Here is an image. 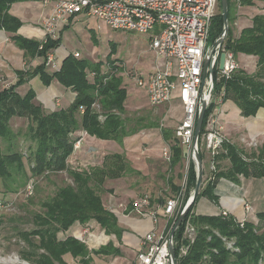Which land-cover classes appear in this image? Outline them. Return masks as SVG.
<instances>
[{
    "label": "trees",
    "instance_id": "trees-1",
    "mask_svg": "<svg viewBox=\"0 0 264 264\" xmlns=\"http://www.w3.org/2000/svg\"><path fill=\"white\" fill-rule=\"evenodd\" d=\"M22 1L31 0H0V30L11 34L12 41L24 51L26 58L25 67L16 70V81L0 90V182L5 187V193L14 194L32 177H48L66 171L73 183L59 187L54 195L40 201L41 210L30 216L34 227L18 231L19 240L25 243L20 257L30 264H69L66 257L71 255L80 264H91L94 254L111 251V255L118 256L122 250L113 240L91 249L86 242L75 237L72 230L79 225L87 226L95 222L107 235H114L122 241L125 230L120 226L116 213L106 207L100 191L108 179H117L132 171L139 173V170L131 165L126 155L118 152L106 154L101 165L90 169L70 168L68 159L75 150L78 138L73 135L76 132L82 130L100 140L122 142L125 137L137 132L145 117H138L135 126L128 129L129 121L124 117L128 91L120 74L122 68L115 61H109L110 68L105 71L102 63H92L70 53L60 70L48 72V54L61 45L62 34L56 39L50 36L36 39L19 33L23 22L11 13V7ZM228 1L229 24L235 23L239 4H253V0H240L239 4L235 0ZM214 25L217 36L221 35L224 31L221 0L212 29ZM69 26L70 23L65 25L66 28ZM225 47L236 57L239 54L254 56L257 71L251 74L239 68L230 78H222L214 71V96L206 111L199 145L210 116L220 106L218 99L221 94L223 102L228 98L233 99L245 117L255 116L260 108H264V13L255 15L252 25L243 28L238 35L229 25ZM36 58L43 62L31 67L30 61ZM36 76L46 86L58 80L74 91L76 95L72 103L49 111L35 101L33 89L22 95L18 88ZM96 104H99L101 111L96 109ZM14 117L29 120L32 146L26 154L13 149V142L18 141L16 138L21 134L12 128ZM151 126L157 124L152 121L148 124V127ZM175 128L161 127L164 141L172 151L170 169L181 167L186 154L176 137ZM199 154L205 168V178L185 220L174 234L176 264H261L264 260V211L257 213V221L245 220L242 223L230 213L199 214L195 209L204 197L215 204L219 203L215 190L220 179L239 183L241 177L264 178V142L247 155L243 148L229 140H225L214 158H209L204 149ZM211 160L215 162V169L207 172L206 163ZM196 181V164L190 160L186 177L189 196L194 191ZM167 182L173 191H179L173 176ZM0 199L7 206L12 204L7 198ZM28 199L26 203H34L35 197L32 195ZM151 201L166 203L163 198ZM186 203L169 221L167 232L173 229ZM131 210L133 205L129 206L128 211ZM188 226L193 228V239L187 231Z\"/></svg>",
    "mask_w": 264,
    "mask_h": 264
},
{
    "label": "rangeland",
    "instance_id": "rangeland-1",
    "mask_svg": "<svg viewBox=\"0 0 264 264\" xmlns=\"http://www.w3.org/2000/svg\"><path fill=\"white\" fill-rule=\"evenodd\" d=\"M51 5H46L45 0H31L19 2L16 8L19 11L31 14L28 20L30 23L26 25L31 27L32 24L37 23V19L34 20L32 17L38 16L42 20L44 17L47 18L48 13L45 12L44 7H51ZM238 8L239 6H237L235 12L236 17ZM42 20L39 22L40 25H42ZM229 25L237 35L238 29L234 22ZM216 30L217 28L214 25L210 42H214L218 37ZM60 33L62 34V43L55 50L56 66L47 67L48 72L53 73L60 70L64 57L74 52L80 53L79 58H86L92 63H102V68L105 71L110 68L109 61H115V64L122 68L120 74L124 78V85L128 91L127 112L124 114V117L128 118L129 121L127 122L128 129L135 126L138 117H145V121L139 125L137 132L125 137L122 142L100 140L96 137H90L82 130L76 132L73 137L80 138L81 144L78 148H75L74 153L68 159L70 168L90 169L101 165L106 154L118 152L126 155L131 165L139 170V173L132 171L120 178L108 179L100 193L106 207L113 210L124 221V225H127L126 220H131L134 216H138L134 210L128 211L129 206L133 205L142 196L147 194L152 199L163 198L167 201L173 196H178L182 191L189 168V156L185 155L181 167L170 169L169 161L163 155V150L168 144L165 143L161 131V127L175 128L182 118L179 89L174 91L169 103L153 106L150 103L147 91L137 85V78L147 76V73L153 70L157 63L156 55L150 48L151 38L155 34L153 31L149 33L124 32L111 28L103 20L96 17L80 15L72 24L70 20V26L65 28L63 32L61 30ZM12 44L15 43L13 42ZM15 48L17 49L4 54L3 63L6 73L0 70V90L16 81V76H9L12 74V70L8 67V63L19 67V65L26 62L24 53L22 55L18 51L20 50L19 47L16 46ZM42 62V60H37L34 67ZM239 68H242L240 64ZM245 70L251 74L255 73L257 71V61H249L245 66ZM89 77L92 79L93 75L90 73ZM51 85L52 83L47 88L40 77L37 76L31 84L26 83L20 86L18 90L22 95H25L30 89H33L35 101L42 103L49 111H52V107L55 104L57 107L60 106L61 99L57 98L54 101L57 95H53L54 90ZM71 96L66 95L64 98L65 106L69 105L70 102L67 99H71ZM95 107L98 111H101L99 104H96ZM214 118L217 120L216 115ZM152 121L157 126L148 127V124ZM11 124L15 132H21L16 138L18 140L16 141L17 143L13 142V149L20 150L26 154L32 146L29 120L27 118L14 117ZM223 135L227 139L224 132ZM237 139L235 143L245 150L246 155L252 149H257L264 142L263 138L255 136H241ZM184 148L186 150V147ZM207 156L211 157L208 153ZM210 165L211 161H208L206 163L207 172L211 168ZM27 171L29 172L28 167ZM171 176L174 177V181L179 188L178 192L173 191L167 182ZM204 178L205 176H203ZM30 180H34L35 183L34 203H26L29 200L28 197L26 199L24 196L26 185L17 193L12 194L5 193V187L0 182V198H7L6 200L12 203L0 209V264H24L22 261L25 260L20 257V250L25 247V243L19 240L18 231L30 230L34 227L30 216L33 212L41 210L40 201L54 195L59 187L73 183L72 178L66 171L52 174L48 177H32L28 179L27 183ZM190 197L186 186L181 193L178 209L188 202ZM152 204H158V201ZM92 224L76 227L78 228L76 231L80 232H83L81 230L84 228L89 229V232L84 235V240H86L90 248H98L109 240H113L115 245L121 247L124 252L118 256L111 255V251L106 254H94L91 264H137L138 247L133 248L131 244H126V240L124 243L119 241L114 235H107L98 223L92 222ZM124 228L126 227L124 226ZM66 258L69 264H80L79 260L74 259L71 255Z\"/></svg>",
    "mask_w": 264,
    "mask_h": 264
},
{
    "label": "built area",
    "instance_id": "built-area-1",
    "mask_svg": "<svg viewBox=\"0 0 264 264\" xmlns=\"http://www.w3.org/2000/svg\"><path fill=\"white\" fill-rule=\"evenodd\" d=\"M235 1L240 3V0ZM218 8L219 0H56L43 22L42 39L47 36L58 38L61 29L78 15L96 17L111 28L124 32L153 31L155 34L151 38L150 48L156 55L157 63L147 76L137 78V85L147 91L153 106L169 103L174 91L179 89L183 117L175 128L176 137L186 147L190 160L194 161L196 152L203 149L214 158L227 139L213 114L199 145V139L195 141L199 111L203 102L208 107L213 100L214 71L222 78H230L239 69L236 55L225 47L227 34L222 32L214 42H210ZM222 53H225L223 69L220 68ZM74 55L79 57L80 53L74 52ZM55 60V51L49 53L47 66H56ZM222 96L218 99L220 104L223 102ZM80 144L81 139L78 138L75 148ZM163 155L170 162L172 151L169 145L165 146ZM210 167L211 170L215 169L213 160ZM184 187L186 180L182 191ZM34 190V180H30L24 190L25 198L32 196ZM181 193L167 199L165 204L158 202L153 205L152 198L147 194L134 202L133 210L140 216H149L153 223L151 230L141 239L137 264H173L170 246H174V239L170 237L171 232H167V227L160 229V216L164 214L173 218L176 215ZM7 205L0 199V209ZM250 209L246 205V210ZM222 212L225 215L229 213L225 210ZM245 220L240 221L243 223ZM81 231H76L74 236L86 242L84 235L89 229ZM187 231L192 238L193 228L188 226ZM261 264H264V260Z\"/></svg>",
    "mask_w": 264,
    "mask_h": 264
},
{
    "label": "crops",
    "instance_id": "crops-1",
    "mask_svg": "<svg viewBox=\"0 0 264 264\" xmlns=\"http://www.w3.org/2000/svg\"><path fill=\"white\" fill-rule=\"evenodd\" d=\"M45 1H47L45 2L46 5L52 4L51 7L48 6L44 7L45 12H47L49 15L51 8L56 0H45ZM18 3L19 2H16L12 5L11 13L18 16L23 22V25L20 28L19 33H21L26 37L42 39L43 38L42 25L46 17H44L43 20L38 16L32 17L34 18V20L37 19V23L32 24L31 27L26 26L28 23H30L28 20L31 14L25 13L24 11H19V9L16 8V5H18ZM42 12L44 13V11ZM262 13H264V0H253V4L241 5L238 8L237 19L234 23L237 26L238 34H240L243 28L252 25V20L255 15ZM79 17L80 15L75 16L72 19L71 24ZM41 20H42V25L39 24ZM65 28L66 27L64 26L61 29L62 32L64 31ZM12 43L13 41L11 39V34L7 33L4 30H0V70L3 71L4 73H6L4 70L5 65L3 63V60L5 58L4 54L14 49H17L15 48L16 46H14L15 44ZM18 51L23 55L24 53L23 50L20 49ZM64 58H66V56ZM237 59L239 61L240 66L243 69H245V66L249 61L256 60L254 56L246 55V54H239L237 56ZM37 60H41V59L36 58L31 60L30 65L34 67V64L36 63ZM22 64L19 65V67H17L8 63V67L12 70V74L9 76H16V70L25 67V63L23 65ZM34 78L30 79L27 82V84H31ZM59 85H61L62 88L65 90H63ZM46 87L49 88V86ZM51 87L54 90L53 95L55 96L57 95L54 101L57 98L61 99L60 106L57 107L55 104L54 107H52V111L68 106V105L65 106L63 102L66 95L68 96L72 95L71 99L70 98L67 99V101H69L70 103H72V101L74 100L76 93L72 91L70 88H66L65 86H63L61 83H59L58 80H54L52 82ZM43 107L46 110H48L45 106ZM182 114H183V108H182ZM214 114L217 116V122L223 128L222 131L226 135L227 140L231 141L232 143H235L238 140L237 138L241 136H246V137L255 136L264 139V108H260L255 116L245 117L242 114L241 109L235 103V101L231 98H228L215 110ZM215 191L219 195V203L215 204L208 198L204 197L202 198L203 200L199 201L195 209L196 213L215 214L216 212H221L225 210L228 211L234 217H236L238 220L247 219V220L256 221L257 213L260 211H264V178L241 177L239 183H234L227 179H220L216 186ZM246 205H249L251 209L246 211ZM117 217L120 226L123 228L124 226L126 227L124 228L125 231L123 233L121 242L125 243L126 240V244H131L133 248L139 247L141 243V239L146 233H148L151 230L153 226L152 219L149 216L144 217V216L136 215L131 220H126L127 225L126 224L124 225V221H122L118 215ZM171 219L172 217L170 218L164 214H161L160 229L162 230L166 228ZM91 225L93 224L91 223ZM77 229L78 228H74L72 230L73 235ZM94 249H97V247ZM121 250L123 253L124 250L122 248Z\"/></svg>",
    "mask_w": 264,
    "mask_h": 264
},
{
    "label": "water",
    "instance_id": "water-1",
    "mask_svg": "<svg viewBox=\"0 0 264 264\" xmlns=\"http://www.w3.org/2000/svg\"><path fill=\"white\" fill-rule=\"evenodd\" d=\"M221 2H222V16H223V21H224V31L223 32H224V34H227L229 31V21H228L229 1L228 0H221ZM224 61H225V53H222L221 59H220V68L221 69L224 68ZM207 108H208L207 103L203 102V104L200 108V111H199L198 119H197V125H196V130H195V141H198V139L200 138ZM194 162L196 164V170H197L196 185H195V188H194V191H193L191 197L189 198V201L186 203L183 211L181 212L178 220L176 221L173 229L171 230V233H170L171 238L174 237L176 230L179 228V226L185 220L191 206L193 205V203H194V201H195V199H196L197 195L199 194L201 187H202L203 176H204V165H203V162H202V159L200 157L199 152H196ZM170 253L172 256L173 264H176L175 248L172 245L170 246Z\"/></svg>",
    "mask_w": 264,
    "mask_h": 264
},
{
    "label": "bare ground",
    "instance_id": "bare-ground-1",
    "mask_svg": "<svg viewBox=\"0 0 264 264\" xmlns=\"http://www.w3.org/2000/svg\"><path fill=\"white\" fill-rule=\"evenodd\" d=\"M24 264H29V263H27V262H25V261H22Z\"/></svg>",
    "mask_w": 264,
    "mask_h": 264
}]
</instances>
